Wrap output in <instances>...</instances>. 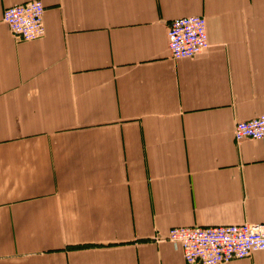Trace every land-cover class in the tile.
I'll return each instance as SVG.
<instances>
[{
	"label": "crops",
	"instance_id": "obj_1",
	"mask_svg": "<svg viewBox=\"0 0 264 264\" xmlns=\"http://www.w3.org/2000/svg\"><path fill=\"white\" fill-rule=\"evenodd\" d=\"M0 0V264H186L173 227L264 224V0ZM210 48L171 59L174 19ZM226 264H264V251Z\"/></svg>",
	"mask_w": 264,
	"mask_h": 264
},
{
	"label": "built area",
	"instance_id": "obj_2",
	"mask_svg": "<svg viewBox=\"0 0 264 264\" xmlns=\"http://www.w3.org/2000/svg\"><path fill=\"white\" fill-rule=\"evenodd\" d=\"M46 7L34 0L7 7L3 22L18 41H34L45 35ZM171 59H192L210 48L207 20L204 16H186L171 21L167 31ZM235 141L264 142V114L238 122ZM168 241L181 249L186 264H226L264 251V224L218 227H173Z\"/></svg>",
	"mask_w": 264,
	"mask_h": 264
}]
</instances>
